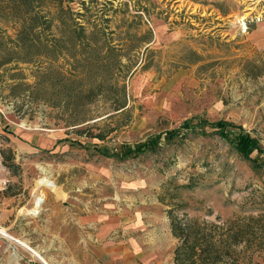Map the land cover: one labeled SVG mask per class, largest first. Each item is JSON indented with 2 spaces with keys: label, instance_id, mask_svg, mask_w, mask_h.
I'll use <instances>...</instances> for the list:
<instances>
[{
  "label": "rangeland",
  "instance_id": "obj_1",
  "mask_svg": "<svg viewBox=\"0 0 264 264\" xmlns=\"http://www.w3.org/2000/svg\"><path fill=\"white\" fill-rule=\"evenodd\" d=\"M26 1L0 0V264H174L169 207L208 220L264 210V166L214 123L241 125L264 150L260 7L63 0L92 31L83 57L72 60L66 39L55 59L25 61L14 48L23 18L55 9ZM46 30L37 25L33 50ZM154 135L152 149L126 153Z\"/></svg>",
  "mask_w": 264,
  "mask_h": 264
},
{
  "label": "trees",
  "instance_id": "obj_2",
  "mask_svg": "<svg viewBox=\"0 0 264 264\" xmlns=\"http://www.w3.org/2000/svg\"><path fill=\"white\" fill-rule=\"evenodd\" d=\"M29 1L32 3L34 0ZM43 1H45L43 5H53L55 9L46 12L34 11L24 17L20 33L14 39V48L24 49L22 59L25 61L35 60L40 56L53 60L63 53L61 41L68 39L73 49L68 52L72 60L81 59L83 57L81 50L87 47L92 40V31H87V20L85 22L78 20L71 7L63 5V0H39V4ZM97 19L94 27L98 33L103 34L104 29L101 22L107 20L108 17L100 14ZM56 21L63 26V32L60 35L53 29V27L56 29ZM38 24L46 27L47 32H45L40 50L36 51L32 47L35 45L34 39L40 37L37 32ZM22 32L25 35H21ZM107 49L112 53H119V48L115 45L108 44ZM49 51L51 52L49 53ZM73 76L75 79H80L81 75L73 74ZM113 83L115 94L110 98L113 107L117 109L124 106V84H119L116 80ZM93 95L96 94L93 93ZM104 95L109 98L107 94ZM202 121L205 122V119H199L197 122L202 123ZM214 123L219 127L218 131L221 135L227 138L243 157L249 159L254 167L264 166V150L257 136L235 123L222 120H217ZM188 126L192 125H189L186 120L173 131H167L165 135L172 137L180 127ZM156 143L154 135L145 142L129 145L126 153L140 152L142 147L144 150L152 149ZM253 152L255 154H252ZM181 213L179 215L172 207L167 209L170 230L176 238L172 249L174 264H244L245 261L260 264L261 261L264 262V252L254 253L257 247L260 248L264 245V210H259L257 213L240 214L235 219L223 218L217 214L213 220L189 216L184 209ZM253 256H258V258H253Z\"/></svg>",
  "mask_w": 264,
  "mask_h": 264
},
{
  "label": "built area",
  "instance_id": "obj_3",
  "mask_svg": "<svg viewBox=\"0 0 264 264\" xmlns=\"http://www.w3.org/2000/svg\"><path fill=\"white\" fill-rule=\"evenodd\" d=\"M252 5V7H260L262 11H264V0H245Z\"/></svg>",
  "mask_w": 264,
  "mask_h": 264
},
{
  "label": "bare ground",
  "instance_id": "obj_4",
  "mask_svg": "<svg viewBox=\"0 0 264 264\" xmlns=\"http://www.w3.org/2000/svg\"><path fill=\"white\" fill-rule=\"evenodd\" d=\"M0 232L3 233V234L5 233L4 230H0ZM34 255H35L36 257H38V255H37L36 253H34ZM38 258H39V257H38Z\"/></svg>",
  "mask_w": 264,
  "mask_h": 264
}]
</instances>
